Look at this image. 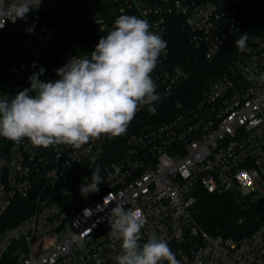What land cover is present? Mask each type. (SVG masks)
Wrapping results in <instances>:
<instances>
[{
	"label": "built area",
	"instance_id": "built-area-1",
	"mask_svg": "<svg viewBox=\"0 0 264 264\" xmlns=\"http://www.w3.org/2000/svg\"><path fill=\"white\" fill-rule=\"evenodd\" d=\"M102 1L114 7L113 17L147 19L150 31L167 42L166 55L159 57L151 74L162 96L186 76L183 65L171 60L170 23L182 24L191 43L212 60L237 32L238 12L246 0ZM18 2L4 0V6L11 9ZM29 2L24 18L7 20L0 28V98L11 99L29 88L30 75L46 58L55 31L42 24L43 12L75 2L91 11L90 18L106 35L114 24L93 0ZM12 15L9 11L4 19ZM17 56L19 62L14 61ZM75 56L67 48L60 59L66 65ZM231 68L193 107L168 122L131 133L124 155L111 164L98 191L85 194L86 202L69 214L44 190L94 155L110 137L101 136L79 149L63 144L44 149L27 139L16 144L0 137V218L16 198L42 188L30 217L0 234V264H116L120 242L108 235L116 204L145 218L141 243L153 234L169 246L189 238L193 246L176 256L180 264H264V223L251 236L236 240L204 231L194 218L199 186L209 193L230 194L239 203L264 197V37H249ZM146 109L141 106L132 121Z\"/></svg>",
	"mask_w": 264,
	"mask_h": 264
},
{
	"label": "clouds",
	"instance_id": "clouds-1",
	"mask_svg": "<svg viewBox=\"0 0 264 264\" xmlns=\"http://www.w3.org/2000/svg\"><path fill=\"white\" fill-rule=\"evenodd\" d=\"M39 3V0H38ZM29 0H19L8 9L0 0V28L30 11ZM12 12L11 19H4ZM147 19L121 14L106 36H101L89 56L73 57L58 68L59 79L43 81L39 73L29 77L30 87L11 99L0 98V137L19 144L27 139L34 147L47 149L67 145L76 149L101 136L120 137L141 106L155 113L161 101L152 73L159 57L166 55L167 42L150 31ZM248 40L243 33L235 46L243 51ZM182 105L177 102L176 107ZM99 166L81 192L98 191L103 183ZM108 235L120 242L116 264H180L164 239L151 235L141 243L145 218L137 210L112 208Z\"/></svg>",
	"mask_w": 264,
	"mask_h": 264
},
{
	"label": "trees",
	"instance_id": "trees-1",
	"mask_svg": "<svg viewBox=\"0 0 264 264\" xmlns=\"http://www.w3.org/2000/svg\"><path fill=\"white\" fill-rule=\"evenodd\" d=\"M93 1L101 15L108 22H114L117 18L112 15L114 7L102 0ZM90 14V10H83L81 5L75 2L61 3L54 11L42 13V24L54 30L55 34L46 48V58L40 61L36 68V73H39L41 68L44 69L40 76L41 80L47 82L59 79L56 70L64 66L60 56L67 48H72L80 58L90 57V53L95 49L90 42L106 36L100 26L90 18ZM238 17L237 32L212 60L206 59L199 48L191 43L190 35L182 24L173 20L168 31L171 60L172 63L178 62L186 67L190 74L189 78L180 82L171 93L161 96V101L154 104L155 113L146 109L138 118L130 122L126 134L105 141L97 161L91 168L92 156L71 169L66 177L57 180L54 185H48L44 190L45 196L56 203L62 211L69 213L81 192V186L91 182L92 171L99 166L100 175L104 180L111 164L124 155L131 133L145 125L157 126L168 122L177 114L193 107L195 101L203 95L201 93L204 85L230 72L233 58L238 52L235 40L243 33H247L248 38L264 37V0L244 1L240 6ZM177 102L182 106L177 108ZM40 190L42 188H37L29 197H18L14 200L9 210L0 218V234L30 217ZM196 196L195 221L201 229L212 235L239 240L251 236L264 223L263 196L249 197L239 203L230 194L209 193L200 186L196 190ZM85 202V194L82 193L76 206H81ZM192 246L190 239L187 238L183 242L170 245V248L178 256L190 250Z\"/></svg>",
	"mask_w": 264,
	"mask_h": 264
},
{
	"label": "rangeland",
	"instance_id": "rangeland-1",
	"mask_svg": "<svg viewBox=\"0 0 264 264\" xmlns=\"http://www.w3.org/2000/svg\"><path fill=\"white\" fill-rule=\"evenodd\" d=\"M81 8L82 9H84L85 8V6L84 5H82L81 6ZM34 11L35 12H38V8L37 7H34ZM39 32H41V31H39ZM44 35H47V33H44ZM14 61H16V62H19L20 61V58L17 56L16 58H14ZM173 64H179L178 62L177 63H174L173 62ZM183 69H185V73H186V76H185V78L182 80V81H186L188 78H189V76H190V74H189V72H188V69H186V67H184L183 66ZM230 70V72L229 73H231L232 72V68L231 69H229ZM31 76V75H30ZM215 79L216 78H214V79H212L208 84H206V85H204L203 86V92L201 93V95L210 87V85L215 81ZM182 81H180V82H182ZM198 101V100H197ZM197 101H195V102H197ZM153 107H154V105H153ZM171 119V118H170ZM102 146L103 145H101L98 149H97V152L96 153H94V155H92V159H91V161H90V168L94 165V163L97 161V157H98V155H99V152H100V150H101V148H102ZM127 147V146H126ZM126 151V150H125ZM85 162V161H84ZM83 162V163H84ZM77 167V166H76ZM76 167H74V168H76ZM75 170V169H74ZM73 170V171H74ZM70 172V171H69ZM69 172L67 173V174H69ZM81 194H82V192H80L79 193V195H78V197L76 198V202H75V205H73V207H72V209H71V211L69 212V213H72L78 206H76L77 204H78V202H79V200H80V197H81ZM68 213V214H69ZM5 231V230H4ZM43 243H40V244H38V245H36V248H39L41 245H42Z\"/></svg>",
	"mask_w": 264,
	"mask_h": 264
}]
</instances>
